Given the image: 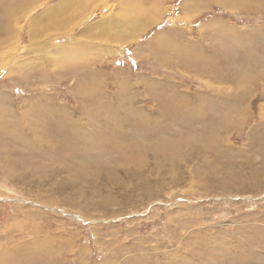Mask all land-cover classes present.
Returning <instances> with one entry per match:
<instances>
[{"label": "rangeland", "instance_id": "374dc122", "mask_svg": "<svg viewBox=\"0 0 264 264\" xmlns=\"http://www.w3.org/2000/svg\"><path fill=\"white\" fill-rule=\"evenodd\" d=\"M0 264H264V0H0Z\"/></svg>", "mask_w": 264, "mask_h": 264}, {"label": "bare ground", "instance_id": "6f19581e", "mask_svg": "<svg viewBox=\"0 0 264 264\" xmlns=\"http://www.w3.org/2000/svg\"><path fill=\"white\" fill-rule=\"evenodd\" d=\"M210 136H211V134H210ZM210 136H209V137H210ZM209 137H208V138H209Z\"/></svg>", "mask_w": 264, "mask_h": 264}]
</instances>
